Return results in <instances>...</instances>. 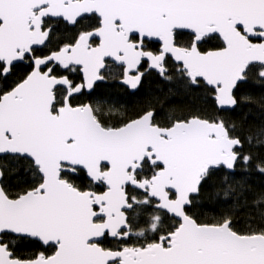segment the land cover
Listing matches in <instances>:
<instances>
[{"label":"snow or ice","instance_id":"obj_1","mask_svg":"<svg viewBox=\"0 0 264 264\" xmlns=\"http://www.w3.org/2000/svg\"><path fill=\"white\" fill-rule=\"evenodd\" d=\"M0 264H264V0H0Z\"/></svg>","mask_w":264,"mask_h":264}]
</instances>
